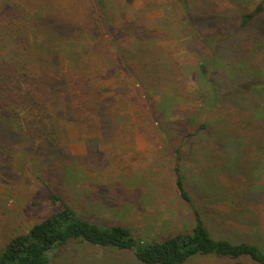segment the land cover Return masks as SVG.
<instances>
[{"label":"rangeland","instance_id":"1","mask_svg":"<svg viewBox=\"0 0 264 264\" xmlns=\"http://www.w3.org/2000/svg\"><path fill=\"white\" fill-rule=\"evenodd\" d=\"M262 1L106 0L115 37L107 32L97 53L112 55L117 44L127 61L119 63V80L113 79L118 68L91 76L105 88L103 98L115 101L114 88H124L128 98L117 104L108 134L96 125L85 72L67 71L78 119L59 117L53 151L39 147L38 138L31 147L18 138L5 153L0 246L65 204L103 224L129 225L142 242L190 230L194 213L177 190L179 171L193 208L215 237L264 248V10L241 24V15ZM27 3L28 19L36 0ZM219 26L231 34L216 37V52L205 35ZM83 51L88 53L83 63L101 61L89 58L96 55L90 49ZM220 84L225 89L213 102ZM161 88L169 109L153 106L165 95ZM200 123L208 127L195 132ZM223 187L225 195H219ZM52 193L60 199L54 201ZM49 255L50 264H146L131 250L77 240ZM184 264L258 263L195 255Z\"/></svg>","mask_w":264,"mask_h":264},{"label":"trees","instance_id":"2","mask_svg":"<svg viewBox=\"0 0 264 264\" xmlns=\"http://www.w3.org/2000/svg\"><path fill=\"white\" fill-rule=\"evenodd\" d=\"M27 1L0 0V172L12 141L22 138L31 147L38 138L39 147H44L46 152L53 151L54 140L59 137V117L78 119L76 112L79 113L80 106H75L71 100L67 71L85 72L84 84L89 102L95 108L92 114L96 117V125L108 134L113 131L117 104L128 98L124 88L113 89L115 101H112V96L103 98L105 88L96 82L99 80L97 76L115 71L121 60L127 61V56L117 44H114L112 55L97 53L107 32L115 37L113 12L108 10L106 0H36L34 10L27 14L28 19L24 14L28 10ZM184 6L189 12V3H184ZM263 10L264 0L252 11L241 15V24H247ZM192 18L190 16V20ZM230 34L221 26L216 27L212 34L205 35V44L214 46L217 52L219 41L216 37ZM88 49L89 55L96 54L89 58L102 57L98 64L94 63L95 60L90 61L91 65L83 63L84 57H88L83 50ZM91 74H97L96 78ZM113 76L119 80L120 68ZM220 89L222 94L225 86L214 87L213 102L220 99ZM161 90L165 93L164 88ZM63 100L71 101L65 104L69 107L59 105ZM161 100L158 104L153 102L154 108L169 109L170 99L166 93ZM50 105L54 107L52 110ZM205 127H208L206 123H200L195 132ZM176 186L180 196L193 209L194 222L190 230L177 232L165 239L142 242L129 225L103 224L65 204L62 209L34 222L28 230L11 235L0 246V264H50V251L72 240L128 249L146 264H184L195 255L232 259L249 257L258 264H264V248L257 242L235 241L229 237H215L211 233L199 209L193 208V198L185 177L179 171ZM220 190L218 194L225 195V188ZM50 196L54 201L61 197L59 193Z\"/></svg>","mask_w":264,"mask_h":264}]
</instances>
